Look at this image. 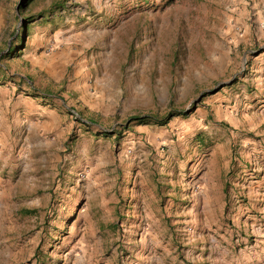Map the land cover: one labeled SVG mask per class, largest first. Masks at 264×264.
<instances>
[{
  "label": "rangeland",
  "instance_id": "374dc122",
  "mask_svg": "<svg viewBox=\"0 0 264 264\" xmlns=\"http://www.w3.org/2000/svg\"><path fill=\"white\" fill-rule=\"evenodd\" d=\"M263 65L264 0H0V264H264Z\"/></svg>",
  "mask_w": 264,
  "mask_h": 264
},
{
  "label": "trees",
  "instance_id": "16d2710c",
  "mask_svg": "<svg viewBox=\"0 0 264 264\" xmlns=\"http://www.w3.org/2000/svg\"><path fill=\"white\" fill-rule=\"evenodd\" d=\"M173 114L170 112L166 113L161 118H156L153 115H140V116H131L128 119L129 120H137L139 123H148V121L158 123V124H164L167 119H169Z\"/></svg>",
  "mask_w": 264,
  "mask_h": 264
},
{
  "label": "crops",
  "instance_id": "0c3cea01",
  "mask_svg": "<svg viewBox=\"0 0 264 264\" xmlns=\"http://www.w3.org/2000/svg\"><path fill=\"white\" fill-rule=\"evenodd\" d=\"M261 69H263L264 70V65H263V68H261ZM262 74V73H261ZM263 79H262V81L264 82V73H263V77H262ZM140 201H141V203H143V200H142V198L140 197ZM144 204V203H143ZM142 205V204H141ZM145 206V205H144Z\"/></svg>",
  "mask_w": 264,
  "mask_h": 264
}]
</instances>
